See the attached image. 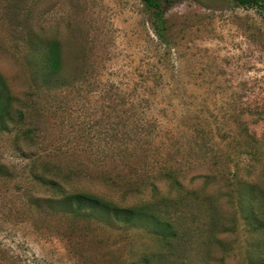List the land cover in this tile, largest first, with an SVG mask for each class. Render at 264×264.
I'll return each instance as SVG.
<instances>
[{"label": "rangeland", "instance_id": "obj_1", "mask_svg": "<svg viewBox=\"0 0 264 264\" xmlns=\"http://www.w3.org/2000/svg\"><path fill=\"white\" fill-rule=\"evenodd\" d=\"M0 78L15 109L0 116V264H264L244 213L264 188L263 10L171 0L158 25L142 0H0ZM82 190L166 195L189 240L159 259L150 227L63 201ZM187 190L217 202L216 226Z\"/></svg>", "mask_w": 264, "mask_h": 264}, {"label": "trees", "instance_id": "obj_2", "mask_svg": "<svg viewBox=\"0 0 264 264\" xmlns=\"http://www.w3.org/2000/svg\"><path fill=\"white\" fill-rule=\"evenodd\" d=\"M145 6L154 11L158 19V25L163 24L165 19L166 7L171 0H142ZM237 5L243 7H256L264 12V0H234ZM47 47H51L50 41H46ZM45 69L49 70L47 72L49 80L51 79L50 70L57 72V63L49 61V52L45 59ZM49 65V66H47ZM47 66V67H46ZM39 76V73H38ZM12 111L15 112V109L12 106V98L5 82L0 78V116L12 117ZM17 114H20V111L17 110ZM36 178V177H35ZM40 179V178H36ZM40 181H42L40 179ZM52 184L57 185L55 182ZM252 187V200L244 199V206L246 207V218L249 223L252 224L253 231H260L264 229V188L259 184H253ZM189 190L185 193L178 195L182 201L186 199V202L190 206H198L199 209H203L211 220L212 224L216 226L218 224V208L217 202L215 200H206L197 195L191 194L188 195ZM164 195V194H162ZM68 198V199H67ZM77 207V210L83 211L84 215L91 217L98 210L102 211V214L107 219L113 220L114 222L120 223L125 226L133 225H146L150 227V232L152 236L160 237L157 239L159 242H163L165 249L160 251L159 259L169 260V256L172 254L169 252L172 246L179 245L181 239L188 242L189 237L188 233L193 227V221L190 219L184 220V224L175 222L171 217L166 215L165 208L163 210L162 205L165 207L166 200L169 206H176L177 209H181L176 205V202L171 200V198L164 196H154L151 200H147L143 203H136L130 206H121L114 203L111 200L100 198L97 194L90 191H76L72 194L66 195L63 194V201L70 202V200ZM186 205V204H185ZM86 206H89V209H84ZM193 209V208H192ZM191 209V210H192ZM190 210V211H191ZM96 211V212H95ZM189 213V212H187ZM257 222V223H256ZM182 227H184L182 229ZM185 227L186 230H185ZM182 229V230H180ZM180 230V231H179ZM197 230V226H196ZM194 242V245L198 242L199 237L191 236ZM174 239L171 247H169V240ZM219 242V239L217 238ZM175 243V245H173ZM170 253V254H169ZM180 257V256H179ZM156 260V253L147 255V262L151 263L150 260ZM184 259H181L183 263Z\"/></svg>", "mask_w": 264, "mask_h": 264}]
</instances>
